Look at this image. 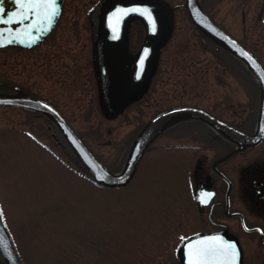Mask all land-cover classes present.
Wrapping results in <instances>:
<instances>
[{
  "label": "rangeland",
  "instance_id": "obj_1",
  "mask_svg": "<svg viewBox=\"0 0 264 264\" xmlns=\"http://www.w3.org/2000/svg\"><path fill=\"white\" fill-rule=\"evenodd\" d=\"M166 1L184 3L147 0L155 8L168 6ZM114 4L64 0L59 24L46 42L34 50L0 49V92L21 90L53 99L113 172L136 132L170 106L198 105L242 130L254 127L256 80L237 59L199 34L184 9L173 11L170 22L162 14L144 79L128 77L146 36L140 21H130L121 44L119 94L124 101L113 96L106 101L104 15ZM200 4L264 64V0ZM96 22L100 27L95 34ZM85 80L96 84L95 108ZM197 127L172 129L155 143H201ZM61 141L47 118L0 108V217L23 263L177 264L173 248L196 216L187 199L185 152H149L126 186L100 188L76 173L79 165ZM204 141L213 143L205 147L209 158L220 154L213 146L216 140ZM247 252L245 264H254Z\"/></svg>",
  "mask_w": 264,
  "mask_h": 264
},
{
  "label": "water",
  "instance_id": "obj_2",
  "mask_svg": "<svg viewBox=\"0 0 264 264\" xmlns=\"http://www.w3.org/2000/svg\"><path fill=\"white\" fill-rule=\"evenodd\" d=\"M107 1L112 3L115 0ZM137 1H140V3L131 4ZM62 3L63 0H57L58 13L52 23L48 25L41 23L44 11L42 8L40 9V15H34L27 6L19 4L18 0H0V18L4 20H8L9 17L12 18L7 23H0V45H3L0 48L8 46L32 48L38 45L54 27L60 15ZM180 6L186 9L190 21L203 35L240 61L257 81L259 86V106L256 128L253 133L243 132L200 108L192 106L170 108L152 117L139 130L129 147L123 165L118 171L112 172L100 163L77 132L48 103L27 95L5 92L0 93V107H18L47 116L64 138L77 162L91 177L92 181L101 187L119 188L126 186L133 177L147 146L167 127L183 119H196L204 122L223 138L235 143L240 150L257 144L264 135L263 65L239 41L229 35L225 29L206 14L200 4V0H184V3ZM174 8L169 6L155 8L147 0H130V2L125 4L115 5L114 8L104 15V57L108 77V90L106 89V92L108 93L109 91L114 99L117 98L119 89L118 76L122 62L121 37L123 30L125 32L127 28V22L137 18L143 22L146 28L145 40L130 71L131 77H134L135 73H144L151 66V59L158 44L160 29L162 28L159 25V21L163 20L162 14L169 17ZM170 21L172 20L169 17ZM95 27V31H97L100 27L98 22H96ZM45 28L47 29L46 31L43 30ZM212 238L217 239L213 240ZM201 241H204L205 245L224 242L235 243L240 253L239 264L242 263V251L237 239L226 233L212 232L195 234L183 240L178 246V264H191L195 258L190 255L192 251L190 246H202L200 245ZM0 256L5 264H23L1 217Z\"/></svg>",
  "mask_w": 264,
  "mask_h": 264
},
{
  "label": "flooded vegetation",
  "instance_id": "obj_3",
  "mask_svg": "<svg viewBox=\"0 0 264 264\" xmlns=\"http://www.w3.org/2000/svg\"><path fill=\"white\" fill-rule=\"evenodd\" d=\"M64 8L63 3L59 19L51 33L38 46L30 50H34L42 45L53 34L59 24ZM87 85L90 96L92 95L91 98H93L95 108L96 97L95 95L93 96V92H96V84L92 81L85 80V86ZM35 97L47 101L60 111L50 101L53 99L41 95ZM181 105L202 108L225 121L205 107L188 103L175 106ZM16 109L25 110L21 108ZM28 112L36 116H42L31 111ZM60 113L66 118L62 111ZM227 123L235 126L230 122ZM195 125L198 126V130L201 132V143H155L172 129L194 127ZM254 129L255 125L250 131H244L252 133ZM205 139L216 140L213 146L220 150V154L209 158V155L205 153V147L213 143H207L204 141ZM59 145H61L60 142ZM174 150L185 152L182 159L186 163L190 187V194H188L187 199L191 200L193 206L192 211L196 214L194 223L192 222L190 224L191 226L189 225L190 231L185 234H180L173 248L172 255L177 261V264V247L182 240L195 233L215 231L232 235L238 240L243 252L242 264H245L246 254H248L247 251L252 253L254 264H264V136L258 144L240 150L236 144L217 135L205 123L195 119H183L165 129L147 147L142 158L152 151ZM242 156L244 159L240 158Z\"/></svg>",
  "mask_w": 264,
  "mask_h": 264
},
{
  "label": "snow or ice",
  "instance_id": "obj_4",
  "mask_svg": "<svg viewBox=\"0 0 264 264\" xmlns=\"http://www.w3.org/2000/svg\"><path fill=\"white\" fill-rule=\"evenodd\" d=\"M18 3L27 6L34 15H40L42 8L44 10L41 19L42 24L50 25L58 13L57 0H18ZM8 20H12V18L9 17ZM8 20L0 18V23H7ZM13 22L18 23L19 21ZM43 30L46 31L47 29ZM249 59L251 58L249 57ZM212 239L216 240L217 238ZM200 245L202 246H190L192 248L190 255L195 258L191 264H239L240 253L235 243L224 242L205 245V242L201 241Z\"/></svg>",
  "mask_w": 264,
  "mask_h": 264
},
{
  "label": "trees",
  "instance_id": "obj_5",
  "mask_svg": "<svg viewBox=\"0 0 264 264\" xmlns=\"http://www.w3.org/2000/svg\"><path fill=\"white\" fill-rule=\"evenodd\" d=\"M212 45H214L216 48H218V46L216 44H214L212 41L208 40ZM220 49V48H219Z\"/></svg>",
  "mask_w": 264,
  "mask_h": 264
}]
</instances>
